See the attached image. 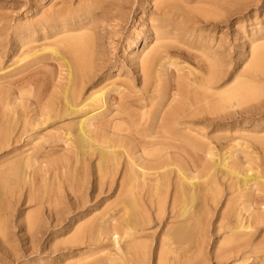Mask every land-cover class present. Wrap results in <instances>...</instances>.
Segmentation results:
<instances>
[{"label":"bare ground","instance_id":"1","mask_svg":"<svg viewBox=\"0 0 264 264\" xmlns=\"http://www.w3.org/2000/svg\"><path fill=\"white\" fill-rule=\"evenodd\" d=\"M195 4H197V0ZM64 5L66 4L64 3ZM168 5L171 4L168 3ZM168 5H166L167 8ZM84 16V12H79L77 9L65 8L16 30L17 33H25V37L21 38L20 42L22 43L21 46H27L26 51L22 49L24 52L22 56H20L22 52H19V61L29 59L26 64L41 62L47 57L43 56L42 53L49 50L51 52L50 58L58 62L60 72L55 77H46L44 76L46 73H43V77L39 76L40 78L38 74H42L41 69H30V71L33 70L29 71L30 74L28 69L26 71L28 78L23 72L27 78V80L25 79L28 82L27 85L29 84L30 88L35 87L39 96H45L51 92L50 99H47L46 102H43L44 99L36 101L43 103L34 110L33 117H28L23 113L25 116L20 130L16 129L14 119H17L15 116L18 113H14V108L17 107L16 104L19 105L18 100H21L12 102L14 104L12 107L16 106L14 108L11 106L9 109L4 108L9 111L14 109V112L10 111L12 116L11 114L8 116L4 114L7 118L10 116L11 121H9L8 126L5 125L6 127L0 128V151L6 149L0 158L17 153L20 149L18 143L25 141L24 136L36 129L43 130L50 127V124L52 126L57 125L54 127L58 129L54 135L42 134L39 136L37 145L31 143L36 145V150L43 149L46 143H53L55 146L58 142H54L57 140L65 141L63 143L68 146L74 143L75 148L72 147L74 144H71L70 147L74 151L77 150V153L67 150L68 154L70 152L76 153L73 155L76 161H73L72 158V163L67 154L68 161H65L64 154L63 156L61 154L65 163L61 160L62 163L53 160L55 163L53 166L50 164V168L48 167L49 164L42 166L44 172H50V169L53 168V173L52 171L49 173L50 178L53 177L52 174L57 177L56 173L61 169L64 170V174L71 169L72 171L69 173L73 179L79 173L85 181L86 160L84 154L90 156L97 154L96 173L99 194L104 192V186H108L109 191L114 189L119 199V204H115L117 209L119 206V209L115 213L117 212L119 215H110L111 212L109 211L108 213L105 212L109 216L102 214L103 216L101 215L95 224L92 221L84 225L79 224L75 228L74 235L64 241V243H72V245H85L91 252L87 254L89 257H93L99 252L104 253L100 261L91 264L103 262L108 264H150L148 262H151L153 244L149 240L150 238L152 241L154 239L149 230L151 224L155 222L158 224V228H161L160 240L156 245V264H205V255L211 252L209 249L211 241L213 243L212 253L217 258L226 260L234 258L238 264H264L258 260L259 254H264V172L259 171L257 166L260 163L256 162L257 159L253 160L254 157L259 159V155L257 157L252 156L248 149V151L245 150L244 145L240 146L239 141L236 142L237 146L233 143L237 148L232 144L233 147L229 146L230 148H227L225 154L222 152L221 155L223 156H219L220 160H218L219 158L215 159L217 160L216 163L219 164V169L224 171V175L219 176L218 164L216 167L211 164V159L213 160L215 157L213 144L211 145L214 138H209L206 129L202 127L205 119L200 116L204 111L217 113L222 108L229 106L234 100L240 102V100L247 101L249 98H257L260 94V88L252 86L251 83L243 82L237 87L228 88V91L225 89L224 91L218 90L226 81H222L221 65L216 62L215 57L208 56V72L205 70V64L200 65L202 60L198 66H203L204 68H202L206 73L201 74V77L198 76L200 75L198 72L203 70L201 67V71L199 69L197 73L193 72L196 74L194 77L197 79L194 78V80L198 87L194 85V80L190 84H193L195 88L190 87V84L187 85V88L192 91H189L191 94L181 95L167 92L166 87L169 85V81L166 75L172 62L177 60L170 57V53L166 51L169 47L163 43L166 40L164 35L168 36L171 33L170 30L162 27L166 21L170 22L171 20L169 12L165 10L162 13L164 19L154 21L155 44L142 51L132 52L127 67L128 70H132L133 65L140 64L137 66L139 75L133 76L132 79L130 74L134 75V72L131 71L126 76L130 80L141 81L142 83V91L134 90V93L129 96L134 98L131 102L136 103L135 107L139 105L140 108L137 107L136 110L143 109L142 112L139 111L140 114H137L138 111L134 113L125 108L126 110H116V114H114L116 117L106 120V116L115 112L112 110L108 113L105 107L109 93L115 90L121 95L122 90L124 92L121 87L127 86L129 88L130 85L126 81H122L118 85L120 81L117 84L115 81L113 84L110 83L111 86L109 84L108 87L103 86L104 88L99 90H92L87 96L83 95L88 84L94 82L100 75H103L104 78V73L108 71L105 61L97 53V44L90 33L86 31L88 33L86 35H76L75 33L74 36H63L70 32H79L88 28L89 25L84 23L86 18ZM38 42H42L40 49L34 45ZM166 53L169 55H164ZM12 56L16 58L15 51L11 53ZM171 56L173 55L171 54ZM253 56V69L264 73V48L256 44L253 47ZM139 60L140 63H137ZM115 67L119 72L122 69L120 66ZM3 75H0V80L4 78ZM232 85L230 87H233ZM2 86L0 83V99L2 97V100L6 101L9 96L2 90ZM226 86L227 84L223 87ZM57 93L61 94L59 98L55 95ZM9 102L7 105L11 104ZM1 105L3 104H0V109L4 107ZM9 111L6 114L10 113ZM2 112L5 113V111H0L1 114ZM137 117L139 118L138 121H136ZM4 120H2L3 124ZM208 121L216 123L213 119H208ZM63 127L65 130L62 129ZM62 130L63 133L60 132ZM206 141H210V143ZM196 147H200L203 151L205 147V155L202 156L195 151ZM239 147L240 149L244 148L242 150L245 153L249 152L247 155L253 157H251L252 161L250 158L251 162H247H250L248 165L235 160ZM262 147L264 148L263 145ZM28 153L29 151H26L24 153L26 156L21 157L24 160L21 159V161L25 165L24 167L21 165L23 168L19 165L21 162H17L18 165H10V170L13 171V176L19 183L22 182L25 185L29 183L30 186H28L31 187L38 176L41 179L38 180L37 178L38 181H47L49 177L48 172H46L45 175L47 176L45 177L44 174L42 176L37 174L36 177L33 170L32 172L28 170L29 174L24 171L33 166L32 168L39 172V168L34 166L39 162L38 155ZM80 153H82L81 156H79ZM263 163L264 161L261 163V169L264 171ZM78 165L84 169H77ZM254 170L256 171L254 172ZM119 171L120 178L116 181L114 176ZM54 177L53 180L56 181ZM47 186L49 184H44V189ZM39 188L42 189L43 187ZM56 189H61L60 183ZM224 190L228 192L227 195L225 194L226 196L223 195ZM40 194L43 197V193ZM223 196L225 197L224 201H222ZM4 197L0 193V221L6 216L7 208ZM53 199L56 200L57 198ZM220 204L221 207L217 210ZM31 218L28 222L29 227L33 228L40 223L42 217L34 216ZM3 226V222H1L0 232L4 230ZM4 237L3 235L1 245H3ZM254 239L258 240L255 241ZM104 240L111 242V248L103 245ZM2 249L4 250V245ZM253 256H257V258Z\"/></svg>","mask_w":264,"mask_h":264},{"label":"rangeland","instance_id":"2","mask_svg":"<svg viewBox=\"0 0 264 264\" xmlns=\"http://www.w3.org/2000/svg\"><path fill=\"white\" fill-rule=\"evenodd\" d=\"M64 1L65 0H0V68L2 69L0 75L4 74V78L0 80V83L3 85L2 90L9 96V99L6 101L2 100V97L0 99V104H3L1 106H4L0 109V111H5V113H0V116L2 115L0 117V128L6 127L5 125H9L8 123L11 121L10 116L7 118L5 115L8 116V114H11L12 116L10 111L15 109V112H13L18 113L16 116L13 114L17 117V119H14L16 129L20 130L21 124L24 121V116L27 115L28 117H33L34 110H36L37 107L39 108L40 104L46 102L47 99H50L49 96L51 95V92L45 96H39L35 87L30 88L29 84L27 85L28 82H26V80L28 78V73L26 71L28 69V72L30 69H41L42 74H38V77H43V73H46V75H44L46 77H55L60 72L59 64L55 59L50 58L51 52L49 50L42 53L43 56L47 57L41 62L26 64L29 59L19 61L20 59L18 54L20 55L22 49H24L23 51H26L27 46H21L22 43L20 42V39L25 37V33H17L16 30L18 28L28 26L35 20L37 21L43 19L54 12L65 8L68 9L71 7V9H77L79 12H84V17H86L84 19V23L88 24L89 27L85 28L83 31L70 32L63 36H74L75 33L76 35H86L90 33L91 37L97 44V53H99V57L105 61L106 66H108V71L104 73V78L103 75H100L94 82L88 84L83 92V95L87 96L92 90H99L103 86L108 87L110 83L113 84L115 81L116 84L120 81L118 85H120L122 81H126V83L130 85L129 88H127V86L125 87L126 90L124 87H121V89H124V92L122 90L121 95L114 90L107 96L105 106L107 112L109 113L112 110L115 111L110 114L111 116L108 115L109 118L106 116L108 119L105 117L106 120H109L112 117H116L114 116V114H116V110L121 111L126 108L134 113L138 111L136 108L139 105L135 107L136 103L131 102L134 98L129 96L134 93V90L141 92L143 89L142 83L141 81L130 80L126 74L133 71L134 75L130 74L132 79L133 76L139 75L137 66L140 64L137 66L133 65V69L128 70L127 67L130 62V54L132 52L136 53L146 48H150L155 44L156 38L153 29L154 21L163 20L164 17H162V13L166 10L169 12L171 20L170 22L166 21V24H163L162 27L170 30L171 33L168 36L164 35L166 40H164L163 43L169 47L166 51L167 53H170V57L177 60L172 62L166 75L169 81V85L166 87V90L168 89L167 92L181 95L191 94L189 93L191 90L187 88V85L190 84V82H194V85L198 87V84H195V80L197 79L195 78L196 74L193 72L197 73L201 67L200 65L202 64H205V70L208 72V56L215 57L216 62L221 65L220 73L222 75V81H226L225 84H227L226 87H223L225 84L221 85L218 90L224 91L225 89L228 91V88L232 89L234 86L237 87V85L243 82H248L251 83L252 86L259 87L260 94L257 98H249L247 101H241L239 99L240 102L234 100V102L230 104L232 106L229 105L226 108H222L217 113H208L204 111L200 116L205 119L202 123V127L206 129V132L209 134V138H214L212 140L214 142H211V145L213 144L212 146L214 147L213 150L215 151V153L213 152L215 157L213 160L211 159L212 165L216 167L218 163H216L217 160L215 159H218L219 156L222 157V152L225 154L230 148L229 146L233 147L234 144L237 146L236 142L239 141L240 146L244 145L243 147L246 148L245 150H249V152L252 153V156L257 157L259 155V159L251 157L253 160L257 159L256 162L260 163V165L257 166L259 171L264 172L261 169V163L264 161V154L261 155L264 153V148L262 147V145L264 146V73L253 69V47L257 44L264 48V27H262L264 25V0H197V4H195L196 0ZM66 2L69 3V5H67ZM64 3L66 5H64ZM168 3L171 5L169 6ZM166 5L169 7L167 8ZM88 11H90V13H88ZM259 37L262 38L254 40ZM34 45L40 49L42 42L35 43ZM13 51H15L17 55L16 58H13V56L11 57V53ZM167 53L164 55H167ZM22 54H24V52H22L20 56H22ZM171 54L173 56H171ZM201 60L202 63L200 64ZM16 61H18L17 64ZM137 63H140V60ZM198 64L200 65L198 66ZM115 66H120L122 68L121 71L119 72ZM202 67L201 69L204 68ZM109 71L110 73L107 74ZM23 72L26 73L25 75H27V78ZM198 73H200V75H197L201 77V74L206 72H204L203 69L202 72ZM18 76L20 79L17 78ZM190 85V87L193 86V84ZM231 85L233 87H230ZM177 91L180 93H177ZM19 93L21 94L19 95ZM55 95H57L58 98L61 96L60 93ZM38 99L44 100L39 103L36 102ZM16 100H18L19 103V105L16 104L18 108L16 106H14L16 108L12 107V102ZM8 102L11 104L7 105ZM10 106L14 109H10L9 111L8 109ZM6 107L8 109H4ZM139 108L140 107H138V109ZM7 110L10 113L6 114V112H8ZM142 110L143 109H140L139 111L142 112ZM23 113L25 115H23ZM2 117L6 119L4 120ZM1 119L4 120V124ZM208 119H213L216 123H210ZM138 120L139 118L137 117L136 121ZM5 122L7 123L5 124ZM54 126L57 127V125L52 126L50 124V127H46L43 130L36 129L31 131L29 134L30 136H24L25 141L18 143L20 149L17 153L0 158V193L2 196H5V206L7 208L5 211V218L0 221V223L3 222L4 225V230L0 232V264H91L95 261H100V259L104 256L103 252H99L95 256L89 257L87 254H90L91 252H89L90 250H88L85 245H72V243H64V241L74 235L75 228L79 224L84 225L89 221H92L95 224L98 222V218L102 214L105 216V212L108 213L109 211L111 212L110 215L116 214V216H118L119 214H117V212L119 206L117 209V205H115L117 203L119 204L117 193L114 192V189L109 191L108 186H104V192L99 194L98 176L96 173L97 154H93L91 156L84 154L86 160L84 181L79 173L78 176L76 175V178L73 179V176L69 173L72 171L71 169L64 174V170L60 168L62 166L61 161H68L70 158L69 161L71 162L73 155H76L77 150L75 149L76 151H74V149H72V147L75 148L74 143H71L74 145L70 147L71 144L68 146L63 143L65 141L57 140L54 142H58L55 146H53V143H46L44 148L41 149L42 151L39 149L36 150L35 147L38 141L37 138L42 136V134L47 136L54 135L58 129ZM62 129L65 130V127ZM63 130L60 132L63 133ZM227 137L230 139L234 137V139H229V141ZM206 142L210 143V141ZM236 146L234 145L235 148H237ZM196 149L195 151H197L200 155H205V147L204 151L200 147H196ZM238 149L239 151L237 152L235 160L248 165L252 161L250 155H247L249 152L245 153L244 150H242L244 148L240 149L239 147ZM5 150L0 151V155ZM67 150L68 152L71 150V152L76 153L70 152L68 154ZM26 151H29L28 154L36 153L39 157V162L34 165L39 168V172H37L36 169H33V166L24 170L27 172L28 170L31 172L33 170V172L36 173V175L33 173L36 177L39 174H41V176L44 174V177L47 176L45 174H47L46 172L48 171L44 172L42 170V166L44 164H49L48 167L50 168V164L53 166L55 163L53 160L61 162L59 167L61 170L56 173L57 177H54V174H52L57 182L53 180L52 176L50 178L49 173L51 171L53 173V168H51L50 172H48L49 179H47V181H38L41 180L38 176V180L35 178L33 186H31L32 189L29 187V183H26V185L24 182V184H22V182L19 183L14 178L13 171L10 170V167L13 164L18 165L20 162L21 163L19 165H23L24 162L22 163V161L24 160L21 157L25 155L24 153ZM61 154L62 156L64 154L65 159L61 156ZM81 154L82 153H80L79 156H81ZM220 159L221 158L218 160ZM73 161H76L75 156ZM248 161L250 162L247 163ZM80 165H78L77 169H84V167H81L82 165ZM24 166L25 165H23V167ZM219 168L218 164V175H224V171ZM255 171L256 170H254V172ZM62 172L63 174H61ZM29 173L30 172L27 174ZM119 175L120 171L116 176H114L116 177V181L119 180ZM51 179L56 183L50 181ZM48 180L52 182V184H50ZM76 181H78V183H76ZM39 182L42 183L40 184ZM59 183L61 189L58 190L56 188ZM44 184H49V186H47V188H49L44 189ZM39 187L43 188L41 189ZM31 190L32 192H29ZM46 190L49 191L46 192ZM37 192H42L43 197H41L42 195L40 193L35 194ZM225 194L227 195L228 192L224 190L223 195L226 196ZM224 196L222 197V201L225 200ZM53 198L57 199L54 200ZM57 202L58 204H56ZM96 203L97 205L95 206ZM220 207L221 204L218 206L217 210ZM115 211L117 212L115 213ZM34 216H41L42 218L36 227L31 228L29 227V222L30 219H32L31 217ZM106 216H109V214H106ZM215 219L216 217L214 220ZM76 222L77 224H75ZM160 229L161 228H158V224L155 222L151 224V229L149 230V232L153 234L154 239L153 241L151 238L149 240L152 242L151 244H153L150 258L151 262H148L150 264H156V245L160 240ZM3 235L5 236V243L3 242L4 250L2 249L3 245H1ZM254 240L257 241L258 239ZM103 245L111 248V242L108 240H104ZM209 249L211 252L205 255V264H238L234 258L226 260L215 257L212 253V241ZM253 257L257 258V256ZM258 260H260L261 263L264 262V254H259ZM101 264L108 263L103 262Z\"/></svg>","mask_w":264,"mask_h":264}]
</instances>
